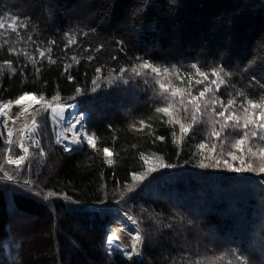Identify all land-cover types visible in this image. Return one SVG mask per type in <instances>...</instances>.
I'll list each match as a JSON object with an SVG mask.
<instances>
[{"label":"trees","instance_id":"obj_1","mask_svg":"<svg viewBox=\"0 0 264 264\" xmlns=\"http://www.w3.org/2000/svg\"><path fill=\"white\" fill-rule=\"evenodd\" d=\"M0 15L30 20L28 31L38 43L42 42L43 48L48 47L49 40L57 41L52 46L57 63L42 61L37 65L41 69L39 75L23 55H10L7 46L0 48V66L11 60L17 69L12 73L3 66L0 71V102L15 101L27 92L43 95L45 100L58 96L60 102L75 103L79 112L85 113V129L97 137L100 153L97 155L86 142L73 152L58 146L44 101L33 104L13 124L15 132L27 116L40 117L37 122L41 130L33 137L38 136L45 155L31 148V171L18 178L33 181L29 185L32 192L0 180L1 264H187L186 257L213 264L206 257L230 249H237L249 264H264V252L248 246L251 236L257 238L256 231L264 226V174H257L264 167V154L257 152L253 156L246 150L251 143L255 151L261 142L246 141L243 145L244 160L252 164L255 172L201 168L199 163L211 161L204 159L207 150L191 158L189 152L195 150L194 145L205 142L210 148L214 141L219 150L220 144L210 136L207 115L205 123L194 125L181 141L179 124L169 123L167 116L155 111L164 105L153 91L158 89L154 82L145 85L140 78L132 77L128 85L106 83L109 69L130 70L136 56L158 66L177 65L185 76L184 70L195 73L188 68L191 63H198L201 70L209 72L222 64L232 75L225 78L227 83L221 86L217 97L226 103L243 92L258 99L260 89L254 83L249 86V80L255 75L264 83V0H0ZM68 32L75 34L79 47L71 45L65 54L62 48ZM85 32L87 36L82 35ZM11 39H15L14 34ZM115 41L123 42V51L118 50ZM101 45L100 52L83 51ZM16 47L39 59L30 42ZM73 54L80 58L79 65L70 60ZM88 55L95 59L87 62ZM112 56L118 59L112 60ZM66 62L73 63L69 69L73 81L63 72ZM100 65L105 66L103 74L94 71ZM94 76L101 77V88L95 93L91 92ZM214 78L209 76L205 84ZM170 79L172 86L181 90L175 100L189 99L187 84H181L175 76ZM204 86H195L192 94L197 95ZM77 87L85 89V94L70 100ZM243 99L238 97V101ZM179 118L186 126L191 122L190 114L184 118L180 112ZM173 132L177 143L184 147L179 157L172 143ZM153 133L165 139L155 141ZM238 135L231 129L222 134L221 139L228 138L225 151L231 150ZM4 146L0 137V149ZM104 148L112 152L111 165ZM141 151L151 159L161 157L165 163L180 166L160 170L153 174L154 178L140 179L132 187L133 193H129L132 172H146L159 165L148 164L149 159L146 163L141 161ZM3 159L4 153L0 152V163ZM189 159L192 162L185 163ZM36 191L66 194L77 203H69L63 195L44 199ZM101 201L107 205L106 212L89 207H103ZM120 211L133 215L144 238L141 255L131 260L118 253L111 257L103 246L110 215ZM170 223L172 228L167 227Z\"/></svg>","mask_w":264,"mask_h":264},{"label":"snow or ice","instance_id":"obj_2","mask_svg":"<svg viewBox=\"0 0 264 264\" xmlns=\"http://www.w3.org/2000/svg\"><path fill=\"white\" fill-rule=\"evenodd\" d=\"M29 26L30 20L28 19H21L16 15H0V41H2L0 42V48L7 46V52L10 55H23L29 60V62L35 68L37 75H39L41 69L40 67H37V65L42 61H46L50 64L57 63V60L54 59L52 55V46L56 45L57 41L49 40L47 42V48L41 47L40 43L42 42L38 43L35 39H33V35L28 31ZM22 31L25 33L26 39L25 35H22ZM90 31L95 32V29H91ZM13 34L15 35V39H11ZM64 35L67 42L62 48V52L66 54L69 47L74 44L79 47L74 33L68 32ZM82 35L87 36L88 33L85 32L82 33ZM29 42L34 46V52L39 54V59H37L34 54L30 55L27 51L18 50L16 47L17 44L22 43L27 45ZM115 43L119 46V51L124 50L122 41H115ZM102 47L103 46L101 45L95 49L84 48L83 51L100 52ZM85 59L87 62H91L95 59V56L88 55ZM111 59L117 60L118 57L112 56ZM70 60L76 65L80 64V58H78L75 54L71 55ZM135 62L136 63L131 67L130 70L127 67H120L119 70L116 68L109 69L108 71L110 75L107 77L106 83L109 86L118 84L128 85L130 82H132V77L140 78L145 85H149L151 82H154L158 86V89H153V91L164 105L161 107H156L155 111L167 116L169 118V123L179 124L181 141L187 137L190 129H192L194 125L205 123L204 116L207 115L206 123L211 126L210 136L214 137L215 140H219L220 144L219 150H217V144L214 141L210 148L205 142H200L194 145L195 150L189 152V156L191 158H195L201 155L204 150H207L208 154L204 156V159L211 161V163L201 162L198 165L199 167H223V170L231 171L233 173L256 171L251 163L245 162V149L243 148V145L246 141H259L261 143L256 146L255 151L251 143L249 144V147L246 151L248 154L253 156L257 155V152L264 154V83H261L259 80H257L255 75L251 76L249 80V86L254 83L260 89V95L258 99L247 96L243 92H238L236 96L229 98L225 103L223 99L217 97L216 93L220 91L221 86L226 85L227 81L225 78L230 77L232 73L226 71L222 64L213 67L209 72L201 70V66H199L198 63H191L188 68L194 69L195 73L184 70L186 73L185 76L180 74L181 69L177 65H172L171 67L158 66L142 56H136ZM3 66H7L12 73H15L17 70L16 68L12 67L11 60H5L3 62ZM3 66H0V71L3 70ZM72 67L73 63L66 62L63 65V72L68 73L67 78L69 81H73L75 79L74 76L69 73V69ZM104 68V65H100L96 67L94 71L97 74H103ZM20 72L23 74V68L20 69ZM172 76H175L181 82V84H187V96L190 97L189 99L185 100L184 98H181L179 101L175 100V97L179 92H181V90L172 86V80L170 79ZM209 76L215 78L212 79L209 84H205V82L208 81ZM91 84V92H97L101 88V77L94 76ZM197 85L205 86L198 92L197 95H193L192 89H194V87ZM75 93L76 95L70 97V100H75L76 96L85 94V89L77 87L75 89ZM208 94H211V96L209 97ZM241 96H243L244 99L238 101V97ZM41 101H44V105L46 106L44 110L48 112L49 119L55 122L57 128L62 129V131L57 133L55 139L56 144L61 145L65 152H73L80 149L81 145L86 142L89 147L97 152V155L100 154L99 150L97 149V137L94 134L88 133L85 129L84 120L86 117L83 114L72 112L71 109L75 108L76 105L72 103L60 102L58 96H53L51 100H45L43 95L37 97L35 94H30L27 92L24 93L14 101L15 105L21 107V116L15 117L12 120V123L16 124L21 120L23 114L29 112L32 102L35 104H40ZM12 103V101L7 103L0 102V117H4V119L0 121V126L6 130V137L3 139V144L5 146L0 149V152L4 153V163H0V180L18 184L22 189L32 192L33 189L29 188V185L34 184V182L30 179H23L21 181L18 178L20 177L21 173L31 171L30 162H27L26 160L30 152V147L39 149V154L41 156L45 155L40 139L35 138L32 135V133H39L41 130V124L37 122L36 116H32V127L29 132L25 133L24 131H20L19 138L17 140H13L14 130L7 128L8 115L5 111L11 106ZM217 106L220 109L219 111H217ZM170 109H173L174 111L170 112ZM33 111L37 110L33 109ZM180 112H183L184 118H188L190 114L191 122L188 123L187 126L184 123H181L179 118ZM238 112L242 113V115L238 114ZM140 124L143 127L144 121L141 120ZM217 125L219 127H217ZM25 127L27 128L28 126L25 125ZM228 129H231L232 132L239 133V135L236 136L234 141L231 143V150L225 151L224 144L228 138L224 137V139H221V137L222 134ZM64 133H70V135H65ZM153 135L155 136V141H163L165 139L163 136H156L155 133H153ZM3 136L4 133L0 132V137ZM172 136V143L176 146L177 156L179 157L180 153L184 151V147L177 143L175 132L172 133ZM26 137L28 140H30V145L26 143ZM207 139L208 137L206 136L205 140ZM113 140H115V137H113ZM155 141H153V143H155ZM14 145L19 149V154L14 151ZM133 147L136 146L133 145ZM8 153H12V158L9 157ZM103 153L109 158L107 163L111 165L112 160L110 157L112 156V152L108 148H104ZM213 153L215 154V158H213ZM152 155L156 156L155 153ZM228 157H230L231 161H239V164L234 165L232 162H230ZM139 159L146 163L149 159V156L147 153L141 151L139 153ZM157 159L160 161L157 167L148 168L146 172H132V180L137 181L138 176L141 180L146 176L154 178L153 174L160 170L172 169L180 166L177 164L165 163L161 157H157ZM191 162V159L185 161V163ZM26 163L27 167L25 166ZM5 164L9 167H5ZM9 168H11V170H9ZM257 174H264V167L260 168ZM128 192L133 193V188L128 187ZM35 194L42 195L44 199L63 195V199L69 203H77V201L73 200L66 194H59L52 191H48L46 193L42 191H36ZM123 199L124 195L121 194V200ZM100 203L104 206L99 207L98 211L106 212L107 205L104 203V201H101ZM125 215L127 216L128 220L132 221L133 224H138V221L134 217L127 214ZM119 223L121 225V231H127L126 226L123 225V221H119ZM156 223H160L159 219H156ZM187 223L191 225L192 221H188ZM167 227L172 228L173 224L170 223L167 225ZM129 237L131 240L130 249L126 248L122 244L116 243L115 250L120 251L128 260H131L133 256L141 255L144 245V238L139 228L135 230L134 234L129 233ZM117 238V233L111 232V234L107 237L109 248L113 247L114 241ZM185 259L187 260V264H203L202 259H197L195 261H192L187 257ZM206 259L213 262V264L215 261H221L224 262V264H249L248 259L237 249H230L227 252H220L218 255L206 257Z\"/></svg>","mask_w":264,"mask_h":264},{"label":"rangeland","instance_id":"obj_3","mask_svg":"<svg viewBox=\"0 0 264 264\" xmlns=\"http://www.w3.org/2000/svg\"><path fill=\"white\" fill-rule=\"evenodd\" d=\"M0 42H2V41H0ZM7 102H9V101H5L4 103H7ZM12 102H14V101H12ZM33 103H34V102H33ZM31 104H32V103H31ZM34 104H35V103H34ZM72 112H74V113H78V112H79V109L76 110V107H75V108L72 109ZM78 114H83V115H84V113H78ZM17 116H21V111H20V113H19ZM17 116H16V117H17ZM3 119H4V117H0V121H2ZM36 119H37L38 122L41 121V118L38 117V116H36ZM31 121H32V117H31V116H27L26 118H24V120L22 121V123L20 124V126L18 127V129H16V131L14 132V140H17V139L19 138L20 131H24V129L26 128L25 125H29V123L31 124ZM50 122H51L52 137H53V140H54V142H55V139H56L57 133L60 131V129L57 128L55 122H53V121H51V120H50ZM12 124H13V123H11V125H10V129H11ZM12 129H13V126H12ZM30 129H31V126H30ZM30 129H29V130H30ZM29 130H26V131H24V132H25V133H28ZM0 132L4 133V136L2 137V138L4 139V138L6 137V130H5L2 126H0ZM34 134H35V133H33V136H34ZM37 138H38V136H37ZM26 143H27L28 145H30V140H28L27 137H26ZM57 145H58V144H57ZM59 146H61V145H59ZM13 147H14V151H15L17 154H19V150H18V148H16L15 145H14ZM61 148L63 149L62 146H61ZM31 154H32V153H31V147H30V152H29V154H28V157L26 158L27 162H29V159H30V157L32 156ZM8 155H9L10 158H12V153H8ZM2 163H4V159H3ZM148 164H152V165H154V166H157V165L159 164V161H158L157 159H151V158L149 157V162H148ZM5 167H9V166L5 164ZM12 167H14V166H12ZM9 170H11V168H9ZM139 181H140V177L138 176V177H137V181H133V180H132V182L130 183V186H129V187H135ZM9 203H10V201H9ZM257 204L259 205V203H257ZM257 204H256V205H257ZM86 206H88V205H86ZM89 207H91V205H90ZM127 213H128V212H127ZM129 214H130V213H129ZM130 215H131V214H130ZM110 216H111V218H110L111 222H108V223L106 224L105 230L108 228V226H110V227H109V230H108V231L106 230V235H105V238H104V244H103V246H104V249H105V251L107 252V254H108L109 256L113 257L114 254H116V253H118V254H122V253H121L120 251H118V250H115V244L113 245L112 248H109V246H108V243H107V237H108V235H109V233H110V228H113V227L115 226L117 232L121 233L124 237L128 238L129 241L131 242L130 237H129V233L134 234L135 230H136L137 228H139V226H138V224H135L136 227L133 226L134 224L132 223V221H130V220L127 219V216H125V218L123 219L121 213H120V214H115V215L111 214ZM131 216L133 217V215H131ZM119 221H123V225L126 226L127 233L121 231V225H120ZM261 221L264 223V215H262V219H261ZM112 224H113V225H112ZM111 225H112V226H111ZM131 225H132V226H131ZM139 230H140V228H139ZM256 234L258 235L257 238H254L253 236H251L250 240L248 241V246H249V247H250L251 245H252V246H255V247H257L261 252H264V226L261 227V228H259V229L256 231ZM255 247H253V248L255 249ZM122 255H123V254H122ZM123 256H124V255H123ZM139 256H140V255H139ZM139 256H136V257H139ZM6 261H8V260H6ZM0 264H1V263H0Z\"/></svg>","mask_w":264,"mask_h":264},{"label":"bare ground","instance_id":"obj_4","mask_svg":"<svg viewBox=\"0 0 264 264\" xmlns=\"http://www.w3.org/2000/svg\"><path fill=\"white\" fill-rule=\"evenodd\" d=\"M27 103V102H26ZM7 112V115H8V124H7V128H10V125L12 123V120L20 113L21 111V107L20 106H17L15 105V103L13 102L11 104V106L5 110ZM72 111V109H71ZM60 131H62V129H60ZM65 135H70V133H64ZM75 147V146H73ZM125 218V217H124ZM113 225V224H112ZM111 225V226H112ZM135 225V224H134ZM133 225V226H134ZM132 226V225H131ZM109 230V229H108ZM111 232H116L117 233V239L114 241V244L116 243H119V244H122L124 245L126 248H129L131 247V242L129 241L128 238L124 237L121 233L117 232L115 226L113 228H110ZM111 232L109 233V235L111 234ZM125 233H127V231H123ZM108 235V236H109Z\"/></svg>","mask_w":264,"mask_h":264},{"label":"water","instance_id":"obj_5","mask_svg":"<svg viewBox=\"0 0 264 264\" xmlns=\"http://www.w3.org/2000/svg\"><path fill=\"white\" fill-rule=\"evenodd\" d=\"M125 214L130 215V214H128V213L123 212V213H122L123 217L126 216ZM130 216H131V215H130ZM134 226L136 227V225H134Z\"/></svg>","mask_w":264,"mask_h":264}]
</instances>
